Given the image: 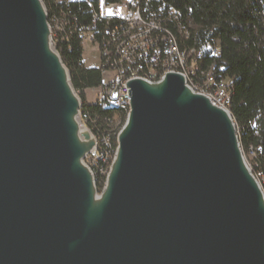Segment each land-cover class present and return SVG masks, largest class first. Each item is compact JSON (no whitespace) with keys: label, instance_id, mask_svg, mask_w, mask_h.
Masks as SVG:
<instances>
[{"label":"water","instance_id":"water-1","mask_svg":"<svg viewBox=\"0 0 264 264\" xmlns=\"http://www.w3.org/2000/svg\"><path fill=\"white\" fill-rule=\"evenodd\" d=\"M100 191L42 0H0V264H264V191L228 109L127 81Z\"/></svg>","mask_w":264,"mask_h":264},{"label":"built area","instance_id":"built-area-1","mask_svg":"<svg viewBox=\"0 0 264 264\" xmlns=\"http://www.w3.org/2000/svg\"><path fill=\"white\" fill-rule=\"evenodd\" d=\"M54 45L74 35L81 47L95 48L100 72L200 68L198 51L185 43L188 29L179 10L164 0H42ZM87 20H83V17ZM217 54L216 49L212 50ZM230 83L189 86L225 108ZM93 100H100V109H91V101L81 90L79 118L95 137L96 147L85 156L97 190L108 174L114 152V137L108 134L112 115L106 114L107 103L123 106L122 94L128 87L91 88ZM109 118V125H102ZM254 173V172H253Z\"/></svg>","mask_w":264,"mask_h":264},{"label":"trees","instance_id":"trees-1","mask_svg":"<svg viewBox=\"0 0 264 264\" xmlns=\"http://www.w3.org/2000/svg\"><path fill=\"white\" fill-rule=\"evenodd\" d=\"M164 1L183 15L185 43L198 51L200 69L213 67L219 77L233 80L230 113L242 149L255 152L254 173L262 175L264 191V0ZM57 50L75 90L83 95V90L100 84L99 67L84 66L75 35Z\"/></svg>","mask_w":264,"mask_h":264},{"label":"bare ground","instance_id":"bare-ground-1","mask_svg":"<svg viewBox=\"0 0 264 264\" xmlns=\"http://www.w3.org/2000/svg\"><path fill=\"white\" fill-rule=\"evenodd\" d=\"M222 69V68H221ZM220 69V70H221ZM165 72L181 73L186 79V85L195 86L197 84L217 85L222 83H230L227 88L226 109L230 111L231 95L233 92V80L231 78L219 77L213 67L208 70L200 68L185 69H159V70H132V71H106L101 73V82L93 88L114 89L117 87H127V81L134 78H143L155 81L162 77ZM123 106L119 103H107L106 114L112 115L109 125V118H102V125H109L108 134H118L126 113L129 110L130 93L122 94ZM92 109H100V100L91 103ZM237 130V129H236ZM114 145H117V137H114ZM255 175V173H254ZM258 179V177L255 175ZM105 180H100V188L103 187Z\"/></svg>","mask_w":264,"mask_h":264},{"label":"rangeland","instance_id":"rangeland-1","mask_svg":"<svg viewBox=\"0 0 264 264\" xmlns=\"http://www.w3.org/2000/svg\"><path fill=\"white\" fill-rule=\"evenodd\" d=\"M82 61H83V64L85 67H88V68H98L99 67V59H98V55H97V51L95 50V48L91 47L90 45L88 44H84L82 46ZM85 95H84V98L87 99V100H90L91 103H94L95 100H93V91L91 88H87L85 89ZM235 122V121H234ZM236 124V123H235ZM236 131H237V134H238V126H236ZM239 137V136H238ZM243 150V149H242ZM255 152L254 151H244L243 150V155L245 157V160L247 162V164L250 166L251 170L253 172H255L254 170V164H253V161H255ZM258 177V180L260 182V179L262 178V175L260 174ZM261 186H262V183L260 182ZM101 190V189H99Z\"/></svg>","mask_w":264,"mask_h":264}]
</instances>
